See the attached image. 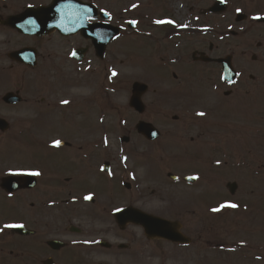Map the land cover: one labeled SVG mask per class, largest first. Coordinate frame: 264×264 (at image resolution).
<instances>
[{
	"label": "flooded vegetation",
	"instance_id": "obj_1",
	"mask_svg": "<svg viewBox=\"0 0 264 264\" xmlns=\"http://www.w3.org/2000/svg\"><path fill=\"white\" fill-rule=\"evenodd\" d=\"M216 1L135 0L129 11L127 0H0V118L7 121L0 130V264H264V0H223L224 8ZM54 4L57 14L77 9L88 28L19 30L25 15L50 23ZM129 19L136 29H128ZM193 38L199 46L191 51ZM133 45L142 48L136 78L149 88L143 100L163 101L166 124L155 141L132 131L146 146L131 151L146 157L168 139L184 144L186 173L167 177L170 184L145 181L118 163L110 123L76 125L79 117L109 119L113 90L127 96L129 77L113 80L112 70L126 68ZM200 52L211 62L196 61ZM224 59L236 72L230 82L221 74ZM196 97L198 110L190 101ZM194 111L205 115L193 118ZM10 142L24 156L8 155ZM30 172L40 175H13ZM129 208L175 222L183 242L117 222V209Z\"/></svg>",
	"mask_w": 264,
	"mask_h": 264
},
{
	"label": "rangeland",
	"instance_id": "obj_2",
	"mask_svg": "<svg viewBox=\"0 0 264 264\" xmlns=\"http://www.w3.org/2000/svg\"><path fill=\"white\" fill-rule=\"evenodd\" d=\"M126 5H128V9L131 8V7L134 8L135 7V0H127ZM141 51H142V48L139 45H133V46H129L127 48L126 54H127L128 57H132V56L136 55L137 60L134 61V63L136 65L141 66V62L138 59V57L140 56ZM146 52L147 53L150 52V48L149 47L147 48ZM129 61H131V60H129ZM149 64L151 65L152 61H149ZM131 69H134V68L128 67L127 71H126V69H125V71H123L120 67L116 68V70H118V71L121 70V72H122V73H120L121 77H120L119 80H122V75L126 74ZM113 93H116V94L112 95V103H113L112 104V113L110 115V119L106 118L104 120H105V122L107 120V123H110V127L111 128L117 129V132H113L114 133L113 137H114L115 134L116 135L118 134V130L119 129L117 127H119V125L122 124L123 120L127 119V123H128L127 124V128H128L133 123H136L137 117L134 114H132L131 111L126 109V106L124 105V102L126 101V96H124V93H122L118 89L113 90ZM98 95H100V94L97 93V96ZM148 98L154 100V101H148V103L154 102V104L147 107L145 120L148 119L149 121H153V123L156 121L161 126L165 125L166 122L163 120V116L160 115L161 112L159 111L161 109V104H162L163 101L156 100L155 98H152V97H148ZM196 101L198 102L199 100L197 99ZM168 103H169V101H164L165 105H168ZM93 117H94V119H91V120H94V121L89 120L88 123H95L97 125L100 122V119L104 118V117H101V116H98V115H94ZM173 139H175V138H173ZM178 139H180V138H178ZM155 155H160V153H157ZM12 156H16L15 153H14V150L12 152ZM170 157L171 156H168V159H170ZM168 159H167V162H168ZM173 169L174 168H172L171 170H173ZM161 172L162 173L166 172V169L163 167ZM151 186L153 188L155 187L154 185H151Z\"/></svg>",
	"mask_w": 264,
	"mask_h": 264
},
{
	"label": "water",
	"instance_id": "obj_3",
	"mask_svg": "<svg viewBox=\"0 0 264 264\" xmlns=\"http://www.w3.org/2000/svg\"><path fill=\"white\" fill-rule=\"evenodd\" d=\"M51 22H53L52 25H49V28H54L55 26L57 28H62V29H71V30H76V29H80V18L78 17H71V16H68L66 18V16L62 15V17H58L57 19V25L54 23L55 21L54 20H51ZM133 105L134 107H139L140 104L136 101H133ZM143 132H147V130H149L148 128H142L141 129Z\"/></svg>",
	"mask_w": 264,
	"mask_h": 264
},
{
	"label": "snow or ice",
	"instance_id": "obj_4",
	"mask_svg": "<svg viewBox=\"0 0 264 264\" xmlns=\"http://www.w3.org/2000/svg\"><path fill=\"white\" fill-rule=\"evenodd\" d=\"M222 2H223V0H222ZM106 15H107V13H105ZM134 23V22H133ZM157 23H163V21H157ZM74 55H75V53H74ZM113 75H115V73H113ZM64 103L65 104H67L68 103V101H64ZM199 115H201V116H203V115H205V113H203V112H201V113H198ZM59 145H60V142L59 141H57L56 142V146L57 147H59ZM13 175H31V176H39L40 175V173L39 172H30V173H13ZM85 199H88V200H91L92 199V197L91 196H87V197H85ZM222 207H229V208H237L238 207V205L237 204H227V205H224V206H222ZM220 209H213V211L215 212V211H219ZM117 211L119 212V211H122L121 209H117ZM5 227H7V228H16V227H23V225H6Z\"/></svg>",
	"mask_w": 264,
	"mask_h": 264
}]
</instances>
